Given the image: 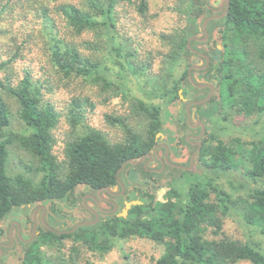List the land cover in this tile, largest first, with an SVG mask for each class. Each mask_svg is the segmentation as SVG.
Segmentation results:
<instances>
[{
    "label": "trees",
    "instance_id": "1",
    "mask_svg": "<svg viewBox=\"0 0 264 264\" xmlns=\"http://www.w3.org/2000/svg\"><path fill=\"white\" fill-rule=\"evenodd\" d=\"M156 1L162 4L0 0V13L7 10L0 32L10 34L9 41L0 38L6 53L0 54V264H93L90 258H104L116 239L130 238L160 246L151 264H264L260 241L223 230L224 219L237 215L264 235V187L248 184L264 178V0H229L225 15L208 22L205 40L202 22L220 14L212 12L216 0ZM195 52L206 55L205 73L217 80L206 106H194L207 122L201 145L190 169L166 164L150 170L144 165L149 156L160 166L157 134L180 153L197 149L185 138L195 133L185 106L208 88L189 80ZM27 58L35 72L24 67L17 74L14 64ZM196 72L201 75L190 69L194 83L203 84ZM131 86L144 97L131 94ZM115 98L118 108L111 106ZM102 105L112 107L103 119L117 130L113 137L87 122V113ZM14 117L20 129L11 128ZM235 117L253 118L252 126L261 122L262 138L217 136ZM62 121L67 125L57 152ZM13 149L29 161L21 159L24 171L9 174ZM142 156L137 165L128 162ZM223 177L247 196L226 190L218 182ZM164 184V199L156 200ZM105 188L117 189V212L98 211L95 223L75 228L95 219L84 195ZM130 200L141 203L118 216ZM38 205L45 207L44 223L38 219L35 236L19 239L16 212ZM32 228L28 214L26 238Z\"/></svg>",
    "mask_w": 264,
    "mask_h": 264
},
{
    "label": "rangeland",
    "instance_id": "2",
    "mask_svg": "<svg viewBox=\"0 0 264 264\" xmlns=\"http://www.w3.org/2000/svg\"><path fill=\"white\" fill-rule=\"evenodd\" d=\"M2 3V2H1ZM0 3V5H1ZM155 4L161 5L162 3L160 1L154 0ZM7 15V10L4 13H0V20L7 21L5 19V16ZM162 19V18H160ZM165 20V19H164ZM160 20L158 23L162 25L163 23ZM15 25H20V21H14ZM20 29V28H19ZM19 29L15 30L12 33H16ZM14 30V28H13ZM0 38L3 40L9 41V36L10 34H3L0 32ZM13 36V35H12ZM149 41H153V38L150 39ZM148 42V41H147ZM152 43V42H148ZM6 48V47H5ZM5 52H1L0 54L1 57L4 55ZM6 54V53H5ZM24 67H30L29 69L33 72H35V63L31 62L29 58L27 60H17L16 63L14 64V69L17 74L22 73V68ZM131 94H134L136 96H143L138 90L135 88L132 90L131 86ZM120 98H115V100L112 102L111 106L118 108L119 107V102ZM107 107L106 105H102V107H99L95 109L94 112H88L87 113V122L91 124L92 126H96L99 128H102L103 130H106L110 136H115L117 134V130L108 127L107 123L104 122L103 119V113L111 110L112 107ZM253 118H238L235 117L232 120V125L228 123L229 126L226 127L225 131H218L217 136L228 140L232 138H240L243 140H252V139H260L262 138V131H261V122H258L256 125L252 126L253 124ZM66 122L62 121L60 122V125L58 124V127L55 130V137L57 138L56 144H55V151L59 152L61 150V145L63 144V130L66 127ZM21 125L19 121L14 117L11 120V128L13 130L20 129ZM251 127L254 128V130L257 132L255 133L254 130L251 129ZM169 136V135H168ZM158 138H164L160 137V135L157 136ZM186 148L182 147V152L185 153ZM190 156V153L185 156L184 160L188 161ZM23 161H29L27 157H25L24 152L19 149H13L11 151V154L8 158V171L9 174L15 173V172H23L24 167L21 166V163H19L20 160ZM192 168V167H191ZM30 173V172H29ZM243 174V173H240ZM31 175V174H30ZM240 177H243L239 175ZM187 175L185 176V178ZM189 178H186L188 180ZM191 179V178H190ZM219 183H221L224 188L228 191L234 192L236 195L246 197L247 196V191L244 190L243 188H232L231 186V181H228L227 178L223 177L218 180ZM235 183V182H234ZM248 184L250 186H263L264 187V178L257 180V181H251L249 180ZM168 189V185L164 184L163 186L161 185L158 187L155 191V198L156 200H163L164 195L166 190ZM12 212V210H11ZM28 212V213H27ZM12 214V213H11ZM28 214L31 215V220L35 222L37 219H41V216H43L44 220V215H45V207L38 205V206H31L30 209H23L17 211L15 216H14V221L17 225L18 229V238L23 239V240H29L30 238L35 236V230L34 234L31 232V236L29 238H26L25 234V227L27 226V219H28ZM42 222V221H41ZM13 223H9V227L13 225ZM8 227V226H7ZM11 231H13V227H10ZM9 228V231H10ZM33 229V228H32ZM36 229V228H35ZM223 230L226 234L233 238H239V239H255L261 242L262 246L264 247V235L260 234L259 231L248 224H246L241 218H239L237 215H233L231 217H226L224 219V225H223ZM33 231V230H32ZM33 234V235H32ZM14 239V238H13ZM116 243L113 247V249L103 258H96L91 257V261L93 264H151L152 263V258L156 257L159 254L160 251V246L154 244L151 242L149 239H141V238H130V239H116ZM11 243V242H10ZM1 247V246H0ZM0 255H3V252L0 253ZM82 264V263H80ZM234 264H251L248 261H240Z\"/></svg>",
    "mask_w": 264,
    "mask_h": 264
},
{
    "label": "flooded vegetation",
    "instance_id": "3",
    "mask_svg": "<svg viewBox=\"0 0 264 264\" xmlns=\"http://www.w3.org/2000/svg\"><path fill=\"white\" fill-rule=\"evenodd\" d=\"M221 2L222 1L219 2V5ZM219 5H215V7H213L212 9L218 8ZM223 9H224V7H222V9L219 11H213L212 10V12L213 13H221ZM198 57L205 58L206 55L202 52H195V55L192 57V61L195 65H191L190 69L194 68L195 70L200 72V74H201L200 76L198 75L197 72L195 74H196V79H198V81L199 80L202 81V83L205 84V86L199 87V88H208L206 95L203 97V98H205L209 94V91H210L208 84L213 85V92H214L217 83L216 84L213 83V80L215 79L213 76L209 77L207 75V73H205V69H207L208 64H209V59H208V61L204 62L201 59H199ZM211 73H212V75H215L214 70H212ZM212 95H213V93H212ZM212 95L209 97V99L212 97ZM203 98L198 99V100H187L186 106H185L186 111H187V105L191 104L189 107V113L187 112V122H188L189 126L195 132V133H190V134L186 135L185 138H186V140L189 141L190 144L196 145L197 148L200 147V145H201V139L203 138L207 122H206V117L204 115H202L198 111V109L194 106L201 104L205 107L209 99H207L204 102H198V101H201ZM174 144H175L174 142H172V143L171 142H165L164 139L156 140V145L154 148V154H155V157L157 158L156 160L159 161L158 163L160 164V166L159 167L156 166L157 163L155 161H153L154 158L152 156L148 157V160L144 163V165L145 166L149 165L151 167L150 170H154V171L155 170L156 171L162 170L166 164H169L173 167L190 169L192 167V164L194 163V152H196L197 149L190 156V159H189L190 165L185 166V165H183V163L186 161V160H184V158L187 155V153L186 152L183 153L182 148H181L182 155L179 152L180 148L178 149L177 147H175L176 149L173 150L171 147H173ZM123 191H124V188L122 187V190L120 193H122ZM110 195L113 198L109 197ZM117 195H119V193L117 192V189L116 190H110L108 188H105L104 190L98 189L95 192V194L86 193L82 199V202H83L85 208L89 212L93 213L95 217L96 216L98 217L99 216L98 211H101L104 213L117 212L118 206H117L116 200L114 199V197H117ZM120 212H118V213H120ZM17 231H18V229H17ZM11 232L12 231L10 230L9 233H11Z\"/></svg>",
    "mask_w": 264,
    "mask_h": 264
},
{
    "label": "water",
    "instance_id": "4",
    "mask_svg": "<svg viewBox=\"0 0 264 264\" xmlns=\"http://www.w3.org/2000/svg\"><path fill=\"white\" fill-rule=\"evenodd\" d=\"M219 2H220V0H217V1L214 2L213 4H214V5H219ZM222 7H224V9L222 10V12H221L220 14H216V15L208 16V17L205 18L204 21L202 22L201 29H202V31L204 32V38H202V40H204V39L207 37L206 26H207L208 22H209L210 20H212V19H217V18H220V17H222V16L225 15V13H226V11H227V9H228V7H229V0H223V1L220 3V5L218 6V8H214V9H212V10H213V11H219V10L222 9ZM190 40H191V37L188 38L187 42L189 43ZM219 47H220V46H219ZM206 61H208V58H207V57H206ZM188 73H189V80H190L193 84H195V86H197V87H203V86H205V84H196V83H194L193 78H192V76L190 75V69H189ZM213 83L216 84V83H217V80L214 79V80H213ZM208 86H209V88H210L209 94H208L205 98H203L201 101H198V102H204V101H206L207 99H209V97L212 95V93H213V85H209V84H208ZM179 93H181V90L179 91ZM181 98H183L182 95H181ZM190 105H191V104H188V105H187V112H188V113H189V107H190ZM158 135H159V134H157V136H158ZM197 150H198V148H197ZM197 150H196V152H197ZM196 152H194V155L196 154ZM149 157H150V156H149ZM142 159H143V156H142L141 158L137 159V160H132V159H130V160H128V162L137 165V164H139V163L142 161ZM167 162H168V161H167ZM126 163H127V162H125L124 164H122V166L120 167L119 170H121V169L126 165ZM185 169H187V168H185ZM119 170H118V171H119ZM140 203H141V201H139V200L125 201V203H124V207L122 208L121 212L118 213L117 215H118V216H123V217L126 216L128 209H129L132 205L140 204ZM97 220H98V217L96 216L95 219H94V221H83V222H80V223H78V224L75 226V228H76L77 226H79V225L88 224V223H95ZM41 221L44 223L43 216H41ZM46 226H47V225H46ZM49 228H50V227H49ZM75 228H73V229H71V230H66V231H65V230H64V231H56V232H58V233H62V232H72V231H74ZM50 229H51V228H50ZM34 230H35V219H34V221H33V231H32L33 234H34ZM33 234H32V235H33ZM31 237H32V236H31Z\"/></svg>",
    "mask_w": 264,
    "mask_h": 264
}]
</instances>
